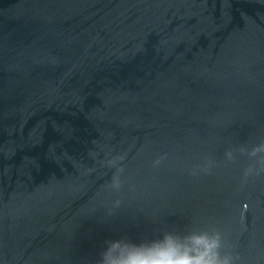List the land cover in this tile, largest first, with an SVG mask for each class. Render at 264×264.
<instances>
[{"label":"water","instance_id":"water-1","mask_svg":"<svg viewBox=\"0 0 264 264\" xmlns=\"http://www.w3.org/2000/svg\"><path fill=\"white\" fill-rule=\"evenodd\" d=\"M168 233L264 264V0H0V264Z\"/></svg>","mask_w":264,"mask_h":264},{"label":"clouds","instance_id":"clouds-1","mask_svg":"<svg viewBox=\"0 0 264 264\" xmlns=\"http://www.w3.org/2000/svg\"><path fill=\"white\" fill-rule=\"evenodd\" d=\"M228 155L226 152L225 156ZM113 186L117 190L121 187L118 178L113 180ZM119 206L120 201H115V207ZM221 249L219 233H168L140 244L115 239L106 243L97 264H233V257L222 254Z\"/></svg>","mask_w":264,"mask_h":264}]
</instances>
